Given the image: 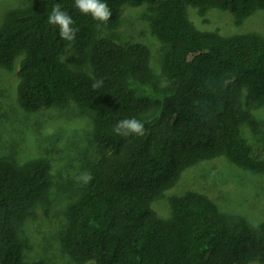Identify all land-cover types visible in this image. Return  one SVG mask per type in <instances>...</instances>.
I'll return each instance as SVG.
<instances>
[{"label":"trees","instance_id":"trees-1","mask_svg":"<svg viewBox=\"0 0 264 264\" xmlns=\"http://www.w3.org/2000/svg\"><path fill=\"white\" fill-rule=\"evenodd\" d=\"M102 2L112 12L107 23L82 14L75 0H38L11 10L0 29V68L10 71L22 57L16 100L23 111L73 102L92 115L101 158L87 191L67 207L63 251L76 264H264V222L253 227L194 191L172 196L167 218L153 209L184 172L205 161L224 157L264 175V159L254 157L243 133V127L259 130L253 112L264 106V36L202 32L187 11L229 12L240 26L264 10V0ZM56 4L74 21L72 42L49 23ZM126 6H148L144 19L167 48L161 99L132 85L156 87L149 48L121 45L115 33L99 37L119 28ZM101 78L103 85L93 89ZM130 118L143 122V136L114 132ZM51 169L46 158L20 165L0 158V264H47L24 260L23 224L48 193Z\"/></svg>","mask_w":264,"mask_h":264},{"label":"rangeland","instance_id":"rangeland-1","mask_svg":"<svg viewBox=\"0 0 264 264\" xmlns=\"http://www.w3.org/2000/svg\"><path fill=\"white\" fill-rule=\"evenodd\" d=\"M38 0H0V29L11 10L24 9ZM148 6L124 7L121 24L115 32L101 31L99 37L116 35V42L143 44L151 52V68L156 87L134 81L133 88L141 95L163 98L166 80L160 65L167 48L153 34L144 19ZM192 24L202 32H219L223 36L259 33L264 36V10L257 11L240 26L235 25L231 13L210 9L201 17L193 7L187 8ZM19 57L12 70L0 68V158L17 165L31 158H46L51 164L52 185L35 208L34 215L23 224L26 245L24 260L47 264H76L62 249L60 237L66 228L65 212L89 188L79 177L92 174L101 153L93 135V121L87 112L75 103L64 109L46 108L36 114L23 111L16 100ZM259 130L243 127L244 138L257 159H264V106L253 112ZM194 191L214 201L223 213L245 218L253 227L264 222V175L253 174L224 157L193 166L182 175L175 188L153 204L162 218L170 213L169 200L174 195ZM95 264V263H94Z\"/></svg>","mask_w":264,"mask_h":264},{"label":"clouds","instance_id":"clouds-1","mask_svg":"<svg viewBox=\"0 0 264 264\" xmlns=\"http://www.w3.org/2000/svg\"><path fill=\"white\" fill-rule=\"evenodd\" d=\"M75 7L85 15H91L96 21L107 23L112 12L108 5L102 0H75ZM49 23L59 30V35L62 39L68 42H72L76 38V29L73 27L74 21L72 17L66 12L61 10L59 4L53 6V10L48 17ZM103 79H99L92 84L93 89H98L103 85ZM114 132L120 136H129L135 134L137 136L144 135V124L143 122L135 119H123L120 120L114 126ZM84 183L91 181L92 177L89 173L82 174L79 177ZM86 264H94V261H87Z\"/></svg>","mask_w":264,"mask_h":264}]
</instances>
